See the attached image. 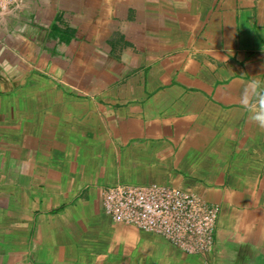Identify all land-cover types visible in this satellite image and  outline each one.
<instances>
[{
  "label": "crops",
  "instance_id": "0c3cea01",
  "mask_svg": "<svg viewBox=\"0 0 264 264\" xmlns=\"http://www.w3.org/2000/svg\"><path fill=\"white\" fill-rule=\"evenodd\" d=\"M251 81L264 82V0L0 8V264H264ZM152 183L218 206L209 252L105 213L107 187Z\"/></svg>",
  "mask_w": 264,
  "mask_h": 264
},
{
  "label": "built area",
  "instance_id": "2783aa9c",
  "mask_svg": "<svg viewBox=\"0 0 264 264\" xmlns=\"http://www.w3.org/2000/svg\"><path fill=\"white\" fill-rule=\"evenodd\" d=\"M21 1L0 0V8ZM102 207L112 220L158 234L187 254H206L214 242L218 206L183 189L157 183L113 185L103 191Z\"/></svg>",
  "mask_w": 264,
  "mask_h": 264
},
{
  "label": "clouds",
  "instance_id": "9594fccd",
  "mask_svg": "<svg viewBox=\"0 0 264 264\" xmlns=\"http://www.w3.org/2000/svg\"><path fill=\"white\" fill-rule=\"evenodd\" d=\"M264 82H247L241 90V107L247 111L249 120L264 128V95L256 93L255 88L261 86ZM255 98L256 104L253 106L252 100Z\"/></svg>",
  "mask_w": 264,
  "mask_h": 264
}]
</instances>
